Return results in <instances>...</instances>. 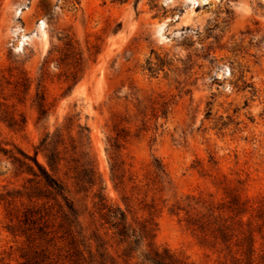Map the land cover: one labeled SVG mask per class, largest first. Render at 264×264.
Segmentation results:
<instances>
[{"label": "rangeland", "instance_id": "rangeland-1", "mask_svg": "<svg viewBox=\"0 0 264 264\" xmlns=\"http://www.w3.org/2000/svg\"><path fill=\"white\" fill-rule=\"evenodd\" d=\"M68 37L82 57L76 68L79 56L67 55ZM23 77L31 87L20 101L8 82ZM40 80L48 108L42 118L34 102ZM0 86L1 102L26 118L22 130L0 121L4 148L33 156L47 134L52 145L61 134L69 150L58 176L81 213V246L78 254L71 250L50 202L44 212L55 234L38 235L34 244L45 250L44 264H111V258L140 264L137 256L126 263L125 246L112 240L103 259L89 240L96 229L105 232L95 197L100 187L130 222L156 224L157 248L188 264H248L236 246L248 230L238 218L227 222L231 245H213L187 228L186 212L170 211L195 197L230 218L228 202L237 193L248 203L247 221L264 200V0H80L73 7L67 0H0ZM155 159L171 179L163 192L150 185ZM38 161L47 166L42 153ZM115 162L123 169L120 186L113 180ZM81 165L93 167L101 184L78 194L69 168ZM28 178L0 153V264H21L30 250L21 234L24 208L31 205ZM198 212L208 214L200 205L190 215ZM252 227L251 264H264V223L254 218Z\"/></svg>", "mask_w": 264, "mask_h": 264}, {"label": "trees", "instance_id": "trees-1", "mask_svg": "<svg viewBox=\"0 0 264 264\" xmlns=\"http://www.w3.org/2000/svg\"><path fill=\"white\" fill-rule=\"evenodd\" d=\"M120 4H125L130 0H114ZM139 0H136L138 3ZM67 2L73 7L80 4V0H67ZM65 46L68 51V56H79L74 61L75 68L79 66V62L82 61L80 53L75 52L74 42L72 38H67ZM68 59V58H67ZM77 64V65H76ZM75 80V79H74ZM13 86L14 96L20 101L21 95H26L30 91L31 81L30 79L23 77L18 79L14 84L8 82ZM245 88L249 87V84L244 82ZM2 86H0L1 88ZM0 90V121L6 123L12 129L22 130L26 124V118L23 114L17 115L15 111L6 104L1 102L2 91ZM6 100V99H4ZM35 106L39 111L40 118L45 117L48 112L47 97L45 88L43 86V80H40L37 84L35 94ZM163 115L168 113V103L162 104ZM50 135L47 134L46 138L41 143V146L35 149L34 155L30 156L25 154L21 149L16 151L23 158H20L17 153L12 152L3 147L0 142V153L10 155L15 164H18L20 168H25L29 178L27 180V192L25 193L27 199L31 203L29 207L24 208L23 211V226L21 234L27 237L29 243V251L23 256L21 264H44L46 261L45 250H39V246H35L37 236L49 237L55 234V231L50 230L48 213L44 212L47 205L53 202L54 207L57 208V213L61 219L59 228L63 233L70 246L71 250L75 254L79 253L81 243L79 237L83 234V228L80 221L81 213L75 204V201L71 198V191L68 189L67 184L58 176L61 165L63 162H67L66 155L69 153L68 146L66 145L62 135H58L59 140L56 144L52 145V142L48 143ZM71 142H72V138ZM121 137L118 135L115 138L114 148L119 151L121 149ZM62 146L63 150L59 149ZM72 152L76 150L72 144L70 145ZM42 153L46 160L47 166L41 164L38 161V155ZM89 166V165H88ZM73 170L75 186L77 193L89 192L96 187L97 178L93 167H86L81 165L78 167L69 168ZM113 180L117 181V186L124 184V174L121 164L115 162L111 168ZM154 178L150 185L163 192L166 185H171V179L166 170L165 165L158 159L153 163ZM68 175V174H67ZM133 179L130 178V181ZM105 188L100 187L98 192L95 193V197L98 199V210L100 214V221L102 229L105 230L104 235H101L96 229L93 232V240L96 243L97 252L100 253L101 258L110 257L107 251V246L110 241L120 247L125 246L122 252V258L126 263L130 262L136 256L141 261L140 264H188L187 261L177 257L169 249H159L154 244V237L156 234V224L152 220H145L143 222L133 221L130 222L127 211L123 210L120 206L109 205L107 198L104 194ZM10 197V194H8ZM231 199L228 202L227 210L233 216L230 218H224L220 208L215 209L211 203L202 200H196L195 197H187L188 204L182 206L180 203L174 204L171 209V214L179 215L182 211L186 212V226L195 232L203 234L205 242L211 237L213 239V245L219 242L224 245H231V241L234 238V231L230 225L227 224L229 219L238 218L240 228L245 225L248 227L246 232L241 233L243 238L236 246L241 248L242 256H245L248 264L252 263V259L255 254V230L252 227L254 218L263 221L264 223V200L257 208L256 216H251L247 221H244V216L248 214L249 206L247 202L241 200L237 193L230 195ZM44 202L40 205L38 202ZM208 210V214L198 212L196 217L190 215V210H196L197 206ZM218 210L219 215L214 217V214ZM261 234V230H259ZM111 234V235H110ZM110 237V239H108ZM54 237L52 238V240ZM90 249V247H89ZM230 249V246H228ZM91 250V249H90ZM103 250V252H101ZM91 253V252H90ZM231 253V250H230ZM235 257H233L234 259ZM112 263L115 261L111 258ZM104 264V263H102Z\"/></svg>", "mask_w": 264, "mask_h": 264}, {"label": "bare ground", "instance_id": "bare-ground-1", "mask_svg": "<svg viewBox=\"0 0 264 264\" xmlns=\"http://www.w3.org/2000/svg\"><path fill=\"white\" fill-rule=\"evenodd\" d=\"M40 25H42V24H40Z\"/></svg>", "mask_w": 264, "mask_h": 264}]
</instances>
